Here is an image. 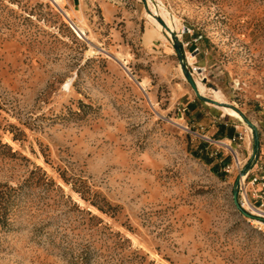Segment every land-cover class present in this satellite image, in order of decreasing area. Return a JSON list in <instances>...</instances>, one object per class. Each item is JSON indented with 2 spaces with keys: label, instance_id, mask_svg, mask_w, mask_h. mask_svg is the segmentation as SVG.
Instances as JSON below:
<instances>
[{
  "label": "rangeland",
  "instance_id": "obj_1",
  "mask_svg": "<svg viewBox=\"0 0 264 264\" xmlns=\"http://www.w3.org/2000/svg\"><path fill=\"white\" fill-rule=\"evenodd\" d=\"M243 169L264 178V0H0V264H264Z\"/></svg>",
  "mask_w": 264,
  "mask_h": 264
},
{
  "label": "water",
  "instance_id": "obj_2",
  "mask_svg": "<svg viewBox=\"0 0 264 264\" xmlns=\"http://www.w3.org/2000/svg\"><path fill=\"white\" fill-rule=\"evenodd\" d=\"M162 24L164 25V27L168 28L167 25H166L165 23H162ZM169 31L172 32L171 29H169ZM175 51L177 52V56H178V58H179V60H180V62H181V67H182V70H183V74H184V76H185L187 82L189 83L190 87L193 89V91H194L196 97L199 98V99H201V100H203V101H205V102H209V103H211V104H214V105H216V106H224V105H226V103H224V102L217 101V100H215V99H212V98H210V97H207V96H205V95L199 93V91H198V89H197L196 82H195V80L193 79V77H192L190 71L187 69V67H186V65H185V63H184L183 55H182V52H181L180 45H179V42H178V41L175 42ZM241 116H242V115H241ZM242 117H243V116H242ZM244 119H245V118H244ZM245 120H246V119H245ZM246 122H247V124H248L250 127L253 128V124H252L251 122H249V121H247V120H246ZM256 137H257V134L255 133V138H256ZM245 171H246V169H243V170H241V172L239 173V175H238V177H237V179H236V181H235V185H234V190H233V194H232V196H233V202H234L235 206L237 207V209H239V211H241L244 215H246V216H251L250 213H248L246 210H244V209L241 207V205H240V203H239V200H238V187H237V185H238V182H239V180H240L241 175H244Z\"/></svg>",
  "mask_w": 264,
  "mask_h": 264
},
{
  "label": "built area",
  "instance_id": "obj_3",
  "mask_svg": "<svg viewBox=\"0 0 264 264\" xmlns=\"http://www.w3.org/2000/svg\"><path fill=\"white\" fill-rule=\"evenodd\" d=\"M195 71V70H193ZM192 75V72H190ZM249 172L246 170L242 180H239L238 182V200L239 203L241 205V207L246 210L243 207V202L245 201V198L248 199L249 203L256 209L261 210L264 213V208H262V206H264V178L263 177H257V175L254 174V176L252 177V179H250L249 181L247 180L249 178ZM247 180V182H246ZM251 184H255L256 186H260L261 187V191L259 194H257V198L260 200V204L259 206L254 205L250 198H249V194L248 192L250 191L248 188V185ZM247 211V210H246ZM249 212V211H248Z\"/></svg>",
  "mask_w": 264,
  "mask_h": 264
},
{
  "label": "bare ground",
  "instance_id": "obj_4",
  "mask_svg": "<svg viewBox=\"0 0 264 264\" xmlns=\"http://www.w3.org/2000/svg\"><path fill=\"white\" fill-rule=\"evenodd\" d=\"M157 7V6H156ZM159 26H160V28H162V26H161V24H159ZM77 31V30H76ZM78 32V31H77ZM169 33V32H168ZM189 64H192V63H189ZM194 68V70L196 71V73L197 74H201V73H198V71H201V70H203V69H200V68H196V67H193ZM193 77V76H192ZM203 77V76H202ZM193 79H195V82H196V85H197V89H198V91H199V93H202V94H204V92H205V90H206V87H205V85H204V83L200 80V79H198V77H196L195 75H194V78ZM141 87H143L142 85H141ZM144 89V88H143ZM216 91H214V93H215ZM218 94L219 93H216V95L218 96ZM219 107H222V106H219ZM226 108V107H225ZM226 110H228L229 112H231V113H234L231 109H226ZM230 113V114H231ZM228 114V113H227ZM235 114V116L238 118V119H241L240 118V116L238 115V114H236V113H234ZM232 115V114H231ZM243 207L247 210V211H251V212H259V213H263L261 210H254L252 207H251V204L249 203V201H248V199H246L245 198V201L243 202ZM255 214V213H254Z\"/></svg>",
  "mask_w": 264,
  "mask_h": 264
}]
</instances>
